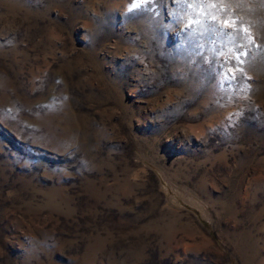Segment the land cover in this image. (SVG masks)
<instances>
[{
	"label": "rangeland",
	"instance_id": "obj_1",
	"mask_svg": "<svg viewBox=\"0 0 264 264\" xmlns=\"http://www.w3.org/2000/svg\"><path fill=\"white\" fill-rule=\"evenodd\" d=\"M0 264H264V0H0Z\"/></svg>",
	"mask_w": 264,
	"mask_h": 264
},
{
	"label": "snow or ice",
	"instance_id": "obj_2",
	"mask_svg": "<svg viewBox=\"0 0 264 264\" xmlns=\"http://www.w3.org/2000/svg\"><path fill=\"white\" fill-rule=\"evenodd\" d=\"M224 23H225V24H228V23H229V21H228V20H225V21H224Z\"/></svg>",
	"mask_w": 264,
	"mask_h": 264
}]
</instances>
